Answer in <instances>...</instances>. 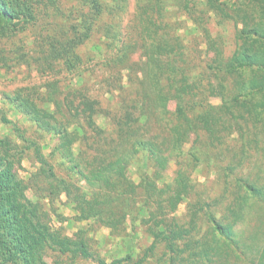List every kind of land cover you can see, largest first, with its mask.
<instances>
[{
  "label": "trees",
  "instance_id": "obj_1",
  "mask_svg": "<svg viewBox=\"0 0 264 264\" xmlns=\"http://www.w3.org/2000/svg\"><path fill=\"white\" fill-rule=\"evenodd\" d=\"M142 1L136 3L134 16L122 29L128 0H0L3 67L11 60H22L41 75L60 69L75 71L91 60H83L79 47L97 33L101 42L93 48L104 49L101 62L117 67L132 45L142 48L146 58L141 75L132 74V65H128L129 73L117 70L101 82L104 93L79 91L73 96L69 108L80 115L81 136L70 133L56 112L16 91L14 99L21 111L39 128L58 134L67 145L75 137L82 140L79 155L85 163L75 159L73 165L65 166L78 177L72 180L57 174L38 152L42 166L25 182L19 174L25 146L0 136V264H85L96 259L88 227L69 235L41 220L40 199L61 192L77 210L76 219L96 220L110 227L113 235L121 236L127 221L131 233L136 221L145 227L151 242L143 256L133 261L134 252L128 248L111 264H264V241L258 243L257 230L245 235L238 230L249 207L264 196L256 177L251 176L257 166L250 159L257 155V133L264 132V0L248 3L251 18L248 8L229 2L235 15H242L230 54L224 53L221 35L212 37L203 26L194 8L196 0L179 2L187 18L174 26L186 31L190 19L195 27L189 31H201V37L194 39L196 48L182 32L174 36L171 23H164L171 2L155 0L150 5ZM207 1L217 17L224 13L226 2ZM28 29L33 31V48L24 46L23 51L22 45L10 40ZM124 29L129 30L125 39ZM115 91L119 101L114 107L104 106L111 101L104 95ZM210 97L220 102L214 104ZM170 99L175 100L173 121L166 115ZM98 115L106 117L109 131L97 123ZM150 124L155 132L148 129ZM246 127L253 129L246 132ZM200 131L205 134L203 139ZM234 132L240 140L229 145ZM190 134L194 140L185 148L183 138ZM85 146L94 156L85 159ZM55 151L59 148L54 147ZM170 160L177 165L174 178L157 190L154 182L161 174L152 171L153 165L166 166ZM88 161L94 184L91 193L77 183L86 179L83 170ZM132 161L143 164L138 184L125 174ZM198 167L217 179L193 181L192 173ZM29 189L36 200L27 196ZM44 189L48 191L41 193ZM184 200L187 212L178 216L176 209ZM116 203H123L124 209L117 211ZM97 257L98 264H106Z\"/></svg>",
  "mask_w": 264,
  "mask_h": 264
},
{
  "label": "rangeland",
  "instance_id": "obj_2",
  "mask_svg": "<svg viewBox=\"0 0 264 264\" xmlns=\"http://www.w3.org/2000/svg\"><path fill=\"white\" fill-rule=\"evenodd\" d=\"M165 1L171 2V5L164 16V23H171L173 35L177 36L182 32V35L186 37L185 40L188 42L190 41L193 48H196L197 46L194 45V39L201 37L199 36L201 31L200 29H198L196 33L189 31L195 27L190 19L187 21L188 28H186V31H182L181 27L174 28L176 23L178 24L180 20L187 18L186 15H183L186 14L184 13V9L182 11L178 8L179 2H183V0ZM233 1L238 2L241 6H243V8H248V18H251L253 11L248 3L251 4V2H257V0H218L217 2H226L222 5L224 13H222L219 17L213 13V10L208 9L205 4V2H208L207 0H196L195 2L198 3L196 7L192 3V6L196 8V11L198 10L197 13L203 22V26L209 29L211 36L219 37V35H221L225 54H230L234 49L233 40L236 34V23L239 24V27L241 26L240 21L237 22V20L240 19L242 15H235L236 13H234L229 3ZM137 2H139V0H128V9L121 18L122 29L128 20L134 16L137 9ZM142 2H150V5H152L155 0H144ZM189 2L190 3L188 5L191 6L192 1ZM151 10L152 9H150V11ZM173 11L175 13H173ZM216 19L219 20L220 23L217 22ZM31 30L32 29H28L23 33H17L10 41L16 43L17 45H22L23 51L24 46L26 49L33 48L32 41L34 38L33 31ZM122 33V37L125 39V36L127 37L129 34V30L124 29ZM99 38L100 33H97L93 35L89 42L79 47L78 51L83 57V60H86L87 58H91V60L88 63H83L80 69H76L72 72L60 69L61 71L55 74L41 75L33 71L32 67H28L24 63H21L22 60H18L19 63H15L14 60H11L9 61L10 65L7 67H3L0 64V136H6L13 140L16 144L25 146L19 167V174L25 182L29 180L30 176L37 170L38 167L42 166L39 161L38 152L46 157L47 162L52 165V169L57 174L65 177L70 176L72 180H77L78 177L72 174L66 167L73 165L75 163V159H79L81 161V155H79V152L84 146L82 143V147L80 148L82 141L80 138L75 137V139L67 145L64 139L58 134L53 131H44L39 128L36 125L35 120L23 113L18 106V101H15L14 98L17 90H20V93L23 96L33 98L39 107L56 112L58 118L63 120V124H67V130H69L70 133L76 132L79 136H81L83 135L84 130L81 128L80 115H77L75 109L69 108V103L70 100L74 98L73 96L77 95L79 91H85L91 95H98L101 92L104 93L106 88H102L101 82L106 81L109 75H113L117 70H121L123 75L125 73H129L130 69L128 65H132V74L141 75V72L146 70V58L144 51L142 48L133 45L129 47L131 49L127 53L125 60L118 63L117 67L110 65V63L105 64L101 62V52H103L104 49L100 47L101 50L97 51V49L94 50L93 48L94 43L101 42ZM134 40L135 39L133 38V42ZM123 66H125L126 69H124ZM104 96L111 98L110 102L103 103V105L107 107H114L120 99L118 97V92L116 91L114 92V95L106 93ZM209 100L214 104L220 102L218 97H210ZM174 109L175 100L170 99L168 101L166 115L169 116L171 120ZM96 120L101 127H104L107 131L110 130L111 125L107 122L106 117L98 115ZM163 122L164 119H162V123ZM148 129L151 132L156 131L153 124H150ZM252 129L253 128L246 127V132L249 130L251 131ZM257 134V155L253 154V157L250 158L251 160H255L257 170L255 167L252 172H250L252 174L251 176L256 177L257 186L260 187L264 194V132H258ZM200 135V138L202 139L205 137V134L202 131H200ZM230 138L231 139L227 141L229 145H231V143L235 140H240L239 134H236V132H234ZM23 139H25V141H23ZM193 140L194 136L191 134L188 137H184L182 141L185 144L184 147L189 148V145ZM54 147H58L59 151L53 152ZM84 149L86 151V153L83 154L85 159H88L86 156L89 158L94 156V151L91 150L89 146H85ZM69 157V162L63 164V162ZM81 162L85 163L84 160ZM243 162L248 163L249 160L243 159ZM87 164L88 167L83 170L84 174L87 175L86 179L81 178L77 183L84 190L91 193L92 190H94V184L92 181L93 178L89 174V164L91 165V163L88 161ZM142 165L143 164L141 162L132 161V163L129 164L125 170L127 177L137 184L140 181L139 174L140 171H142ZM176 168L177 165L174 160L167 161L166 166L162 164L153 165L152 171L157 170L161 174V178L159 180H155L154 182L157 190L172 182ZM148 172H150L148 173L150 175L151 169L148 170ZM206 172L207 171L205 169H201V167L196 168L192 173L193 181L200 183L207 180L215 181L217 179V175L214 173L210 172L207 174ZM220 179L222 180L223 177H220ZM43 186H45V184H43ZM215 188L217 187L215 186ZM47 191L48 190L44 189L41 190V193ZM26 193L31 199L36 200V197L33 196V192L30 189L27 190ZM262 199L263 200L260 199L261 201H257L256 206L253 205L249 207L248 212L245 214L244 219L238 228V230L243 231L244 235L251 230H257L258 243H262V241H264V196ZM40 203L42 205L41 220L44 223L52 227H60L63 232L69 235L82 227H88L90 229L89 232L94 240L93 247L95 249H93L96 251V259L87 260L85 264H98L97 256L103 258L106 264H111L114 259L124 256L128 248L134 252V261L140 256H143L144 249L151 242L150 237L145 232V227L139 224L138 221L134 223L135 231L133 233H131L129 221H127L125 231L122 232L121 236H117L111 234L110 227L100 225L96 220L89 219L82 221L76 219L77 210L68 200L64 192L59 193L54 198H42L40 199ZM121 204L116 203L117 211L124 209V204ZM186 212L187 201L184 200L179 203L175 214L183 216ZM156 251L159 252L160 249L158 248ZM46 259L50 260V256L47 255ZM238 262V264H247L245 261Z\"/></svg>",
  "mask_w": 264,
  "mask_h": 264
}]
</instances>
